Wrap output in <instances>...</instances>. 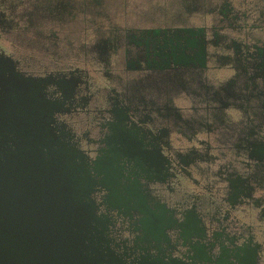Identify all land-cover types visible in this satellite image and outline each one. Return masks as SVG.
Instances as JSON below:
<instances>
[{
	"label": "flooded vegetation",
	"instance_id": "1",
	"mask_svg": "<svg viewBox=\"0 0 264 264\" xmlns=\"http://www.w3.org/2000/svg\"><path fill=\"white\" fill-rule=\"evenodd\" d=\"M0 71L95 166L103 264H264V0H0Z\"/></svg>",
	"mask_w": 264,
	"mask_h": 264
},
{
	"label": "water",
	"instance_id": "2",
	"mask_svg": "<svg viewBox=\"0 0 264 264\" xmlns=\"http://www.w3.org/2000/svg\"><path fill=\"white\" fill-rule=\"evenodd\" d=\"M43 83L0 78V264H103L96 169L55 125Z\"/></svg>",
	"mask_w": 264,
	"mask_h": 264
}]
</instances>
